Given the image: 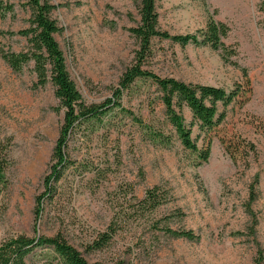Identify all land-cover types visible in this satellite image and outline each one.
Returning a JSON list of instances; mask_svg holds the SVG:
<instances>
[{"label": "rangeland", "instance_id": "obj_1", "mask_svg": "<svg viewBox=\"0 0 264 264\" xmlns=\"http://www.w3.org/2000/svg\"><path fill=\"white\" fill-rule=\"evenodd\" d=\"M28 0H0V50L21 51L23 38L9 32L27 26ZM54 35L66 68L87 103L113 98L138 41L128 31L139 21L135 0H52ZM11 10L8 11V7ZM158 26L170 34L196 33L209 19L228 26L223 56L206 45L152 38L142 68L160 77L229 91L244 87L222 107L224 118L200 130L182 108L202 161L185 149L169 124L157 86L137 78L118 106L83 123L69 136V166L50 210L34 218L63 110L50 82L35 86L32 64L13 71L0 56V135L10 138L7 185L0 187V242L25 234L60 233L92 263L264 264V0H155ZM242 68L246 70L245 84ZM158 187L162 204L142 203ZM118 229L100 249L88 250L107 226ZM191 229L197 239L163 231ZM25 264H60L49 247L34 249Z\"/></svg>", "mask_w": 264, "mask_h": 264}, {"label": "trees", "instance_id": "obj_2", "mask_svg": "<svg viewBox=\"0 0 264 264\" xmlns=\"http://www.w3.org/2000/svg\"><path fill=\"white\" fill-rule=\"evenodd\" d=\"M137 2L138 23L130 27L128 31L138 41L139 49L136 51L133 64L122 73L118 80V87L113 91V98H107L99 103H87L81 96L80 91L70 77L66 68L63 52L54 35L59 32V26L55 19L50 16L56 6L52 0H28L26 6L30 11L27 26L15 32H9L24 39L25 48L14 52L11 50H0L2 60L13 71H20L28 63L32 64V72L35 75V86L43 87L50 82L54 89V97L57 100V110H63L62 123L58 136L53 146L47 172L42 179V189L34 199V218H40L45 212L48 203L56 195L57 184L61 181L65 169L69 166L66 147L69 136L83 123H91L103 114L106 108L118 106V99L123 90L127 89L137 78H146L153 81L160 93V100L164 107V114L177 134L182 146L196 153L202 161L209 156V145L205 144L199 148L191 136V126L186 125L181 114L182 108H187L192 116L193 122L200 130L210 131L225 116L219 112L218 105L226 107L236 100L244 87L237 86L232 90L222 87L188 83L173 77H160L153 72L142 68V61L149 49L152 38L171 39L181 45L192 43L194 45H206L220 50L223 56L235 54V50L223 44L222 37L227 34L228 26L220 21L209 19L204 29L196 33L170 34L161 30L158 24V14L155 9V0H135ZM5 9L1 8L3 14ZM8 11L11 10L9 6ZM245 84H248L247 73L241 69ZM10 138L0 135V187L5 188L7 180L5 169L9 165L8 147ZM158 187L146 191L142 201L144 206H149L154 211L162 201L158 199L156 190ZM118 229L114 220L100 236L93 240L85 248L87 251L102 248L105 243ZM163 231L173 237H181L189 240L197 239L198 235L191 229H171L164 226ZM51 248L58 256L60 264H103L101 262H88L83 254L75 248L60 234L53 236L35 235L30 237L18 234L0 242V264H25L27 256L36 248Z\"/></svg>", "mask_w": 264, "mask_h": 264}]
</instances>
